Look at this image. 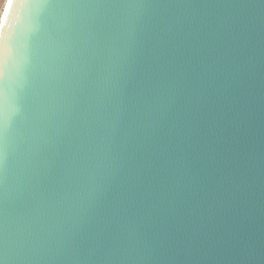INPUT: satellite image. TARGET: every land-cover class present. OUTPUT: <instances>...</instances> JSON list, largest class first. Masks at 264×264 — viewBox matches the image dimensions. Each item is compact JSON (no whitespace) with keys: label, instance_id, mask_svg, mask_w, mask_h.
<instances>
[{"label":"water","instance_id":"obj_1","mask_svg":"<svg viewBox=\"0 0 264 264\" xmlns=\"http://www.w3.org/2000/svg\"><path fill=\"white\" fill-rule=\"evenodd\" d=\"M10 0L3 264H264V0Z\"/></svg>","mask_w":264,"mask_h":264},{"label":"snow or ice","instance_id":"obj_2","mask_svg":"<svg viewBox=\"0 0 264 264\" xmlns=\"http://www.w3.org/2000/svg\"><path fill=\"white\" fill-rule=\"evenodd\" d=\"M25 2H26V0H25ZM9 7H11V0L9 3ZM3 23H4V21L0 20V24H3ZM7 126H8L7 116H6V114H4L2 119H0V135H3L6 133ZM5 160H6V156L2 152H0V166L3 165ZM0 264H3V261H0Z\"/></svg>","mask_w":264,"mask_h":264},{"label":"bare ground","instance_id":"obj_3","mask_svg":"<svg viewBox=\"0 0 264 264\" xmlns=\"http://www.w3.org/2000/svg\"><path fill=\"white\" fill-rule=\"evenodd\" d=\"M7 4H8V0H6V2H5L4 9H3V11H2V14H1L0 20H3V18H4V14H5V11H6ZM0 25H1V24H0ZM0 28H1V26H0Z\"/></svg>","mask_w":264,"mask_h":264},{"label":"rangeland","instance_id":"obj_4","mask_svg":"<svg viewBox=\"0 0 264 264\" xmlns=\"http://www.w3.org/2000/svg\"><path fill=\"white\" fill-rule=\"evenodd\" d=\"M5 2H6V0H0V17H1L2 11L4 9Z\"/></svg>","mask_w":264,"mask_h":264},{"label":"clouds","instance_id":"obj_5","mask_svg":"<svg viewBox=\"0 0 264 264\" xmlns=\"http://www.w3.org/2000/svg\"><path fill=\"white\" fill-rule=\"evenodd\" d=\"M0 39H2V36H0Z\"/></svg>","mask_w":264,"mask_h":264}]
</instances>
